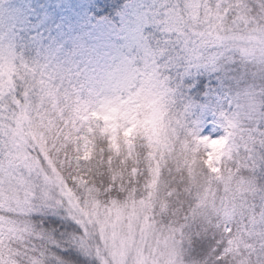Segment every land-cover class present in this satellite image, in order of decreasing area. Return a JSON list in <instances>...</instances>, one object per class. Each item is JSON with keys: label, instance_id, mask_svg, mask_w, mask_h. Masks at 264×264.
Segmentation results:
<instances>
[{"label": "trees", "instance_id": "trees-1", "mask_svg": "<svg viewBox=\"0 0 264 264\" xmlns=\"http://www.w3.org/2000/svg\"><path fill=\"white\" fill-rule=\"evenodd\" d=\"M131 1L73 0L74 9L60 17L69 52H80L91 26L116 19ZM17 16L25 26H17L15 45L31 59L35 30L30 29L38 22L36 1L22 6L18 0H0V28L14 24ZM205 19L201 15V21ZM195 27L189 42L152 39L145 45L143 77L153 75L162 89L174 94L165 128L168 140L161 138L162 128L157 129L158 108L156 103L149 104L147 82L140 100L133 102L134 130L116 140L119 145L123 141L129 151H114L110 129L100 117L86 114L80 91L72 85L63 109L56 107L61 117L56 118L55 112L49 116L53 127L45 138L61 141L55 153L57 168L76 197L88 190L98 199L97 210L118 205L135 208L145 202L144 209H139L140 222L122 239L125 242H106L91 224L71 213L53 214L40 206L38 197L29 196L27 203L18 204L27 209L24 214L15 211L16 203L9 204L14 209L0 204V264H264V77L254 78L242 55L221 57L213 53L214 48H210L212 60L201 68L189 67V54L210 40L198 38L208 32L207 26ZM147 56L156 60L153 74L146 73ZM10 81L0 82V177L9 169L20 172L24 160L29 171L42 164L31 149L21 115L23 100L20 97V104H15L16 94H1L8 82L15 88ZM223 85L233 112L222 117L220 127L236 141L224 149L214 170L201 132L213 115L223 116L229 106L227 100L213 96ZM189 106L191 114L183 116ZM9 139L16 142L11 153L18 159L12 162L5 145ZM81 140L93 143L90 152H82ZM225 202L234 208L231 217L225 215ZM149 221L168 233L166 246L175 251L174 260H157L144 247L140 225Z\"/></svg>", "mask_w": 264, "mask_h": 264}, {"label": "rangeland", "instance_id": "rangeland-1", "mask_svg": "<svg viewBox=\"0 0 264 264\" xmlns=\"http://www.w3.org/2000/svg\"><path fill=\"white\" fill-rule=\"evenodd\" d=\"M18 1L22 6L32 5L36 1L38 6V22L30 29L35 30V37L29 47L33 57L28 59L15 45L14 32L17 26H25L21 16L15 18L14 24L1 26L0 82L2 84L11 80V85L15 87L11 89L8 82L1 94L3 97L16 94L15 104H20V97L24 101L21 100V115L30 135L31 149L43 165L39 163V166L29 171L24 160L20 172L5 170L0 177V199L4 200H0V204L14 209V205L9 204L16 203L15 211L24 214L27 209L18 204L27 203L29 196H35L39 198L43 209L58 216L71 213L82 222L94 226L96 233L106 238V242L118 239L124 243L135 229L137 221L140 222L142 212L139 209H144L145 202L142 201L135 208L118 205L112 209L97 210L95 205L98 202L88 190L81 197H76L57 168L55 153L61 141L45 138L53 127L49 116L55 112L56 118L61 117L56 107L61 105L63 109L72 85L80 91L86 114L90 118L100 117L110 129L115 140L114 151H129L123 141L119 145L116 140L120 136L130 135L134 130L131 120L133 102L140 100L141 90L147 82L149 104L156 103L158 108L157 129L162 128L161 138L168 140L169 134L165 128L169 124L168 106L174 94L162 89L153 75L143 77L142 60L147 54L146 42L152 39L168 43L173 39L189 42L193 30H196L195 25L200 23L207 26L208 32L199 34L198 38L207 41L209 37L211 42H204L197 52L189 54V67L201 68L208 60H212L213 53L221 57L240 54L248 59L246 67L251 70V75L263 78L264 0H215V6L208 1L201 3L200 0H133L116 19L91 26L87 43L74 55L69 52L60 20V17H64L61 16L63 12L74 9L73 0ZM201 15L206 16V22L201 21ZM210 48H214L213 53ZM158 57L157 61H161V57ZM155 61L150 56L146 57V73L153 74L152 65ZM228 95L224 85L217 88L213 95L215 100H227L229 106L223 116L213 115L212 121L201 132V141L209 150L208 161L214 170L218 168V160L224 149L236 141L231 132L220 127L222 117L233 112ZM192 109L191 106L185 107L183 116L189 117ZM88 130H92L90 124ZM92 144L89 140H81L82 152H90ZM5 145L10 151L8 155H12L10 162L18 159L11 153L16 151V142L9 139ZM164 208L165 204L162 206ZM233 209L225 202V215L231 217ZM143 225H140L144 235L143 245L148 248L150 255L157 257V260H167L169 257L174 260L175 251L166 246L168 233L150 221ZM138 226L139 223L136 229Z\"/></svg>", "mask_w": 264, "mask_h": 264}]
</instances>
